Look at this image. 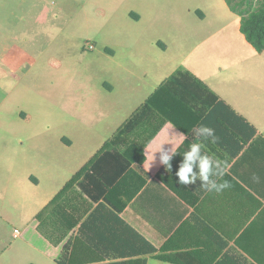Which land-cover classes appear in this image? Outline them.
<instances>
[{
    "label": "crops",
    "instance_id": "0c3cea01",
    "mask_svg": "<svg viewBox=\"0 0 264 264\" xmlns=\"http://www.w3.org/2000/svg\"><path fill=\"white\" fill-rule=\"evenodd\" d=\"M40 1L0 0V77L7 85L0 86V111L11 109L18 94L37 90L39 72L49 77L54 66L49 56L42 58L49 43L42 45L37 38L39 33L48 36L65 11L58 7L49 18ZM140 1L131 0L124 13L111 14L115 27L125 15L136 35L99 49L90 60L100 62L94 60L100 54L105 59H98L110 63L107 69L100 63L92 68L101 91H82L85 87L76 82L58 99L50 97L52 87L46 88L49 103H63L67 131L59 137L61 152H51L46 163L7 183L14 185L15 198L23 206V230L15 229L18 247L13 253L8 245L0 264H58L67 242V254L77 264L130 258H145L146 264H264V50L256 51L245 39L240 17L225 0H204L210 12L199 5L189 7L188 0ZM183 6L188 13L180 12ZM42 15L45 19L35 23L34 17ZM177 70L192 74L214 96L205 92V103L192 105L190 114L184 107L178 111L176 104L161 105V114L145 105ZM104 75L109 77L101 80ZM71 77L73 82L75 75ZM164 110L181 125L164 116ZM169 121L187 135L180 154L196 142L194 126L202 123L215 130L217 143L206 142L204 151L226 162L223 180L230 188L216 194L200 189V180L186 188L178 185L179 153L171 171L161 165L158 154L151 167L143 169L147 152L159 140L157 133ZM155 130L142 160L137 151L126 155L130 146L141 144ZM105 142V151L98 152ZM96 153L98 180L82 175L58 203L77 224L54 244L40 231L36 214ZM127 162L111 186V201L92 200L82 189L80 183L93 189L91 193L100 192L102 175L108 178V172ZM122 201L126 205L119 211ZM62 219L61 226L57 220L55 237L72 222ZM151 246L157 249L154 254L169 260L149 253Z\"/></svg>",
    "mask_w": 264,
    "mask_h": 264
},
{
    "label": "rangeland",
    "instance_id": "374dc122",
    "mask_svg": "<svg viewBox=\"0 0 264 264\" xmlns=\"http://www.w3.org/2000/svg\"><path fill=\"white\" fill-rule=\"evenodd\" d=\"M130 1H40V5L47 6L49 18L53 13H58V7L64 9L65 14L62 13L63 16L57 17L60 22L55 21L57 25L47 34L48 36L38 34L37 40L40 44L49 43L42 58L49 56L54 61V66L49 68L51 70L49 77L46 71L39 72L37 90L34 88L33 91L18 94L19 97L15 103L11 104V109L7 108L6 112L0 111V256L2 260L8 245H12L13 253L18 247L19 237L14 236L15 229L20 233L23 230L21 224L23 206L18 198H15L14 185L8 186L7 183L13 177L19 179L20 175L31 172L37 163H46L51 152L55 154L61 152L58 146L60 145L59 137L67 131L63 103L61 100H58L56 104L49 103L46 88L48 85L52 87L50 97L54 98L58 95V99L67 86L76 82H80L85 87L82 91H101L102 88L99 89L95 78L97 72H93L92 68L95 63H100L107 69L110 63L98 59L102 56L100 54L96 56L97 59H94L100 62L90 60L99 49L104 51L105 46H110L119 40H130L134 34L136 35L127 23L125 15L119 16L117 27L111 22L112 12L124 13L123 10ZM187 2L189 7L199 5L210 12L209 4L204 3V0H188ZM180 12L188 13L184 6ZM43 19H45L44 15L34 17L35 23H40ZM61 23L63 25L61 29H58L56 26H60ZM183 23H186L184 19ZM91 47L94 48L91 49ZM102 57L105 59L104 56ZM38 66H42V62ZM71 75H75L76 78L73 82ZM108 77L104 75L101 80ZM0 86L7 87L1 77Z\"/></svg>",
    "mask_w": 264,
    "mask_h": 264
},
{
    "label": "trees",
    "instance_id": "16d2710c",
    "mask_svg": "<svg viewBox=\"0 0 264 264\" xmlns=\"http://www.w3.org/2000/svg\"><path fill=\"white\" fill-rule=\"evenodd\" d=\"M230 10L236 13L240 17V32L244 35L245 39L255 48L256 51L261 52L264 50V0H225ZM205 92L212 97V92L207 89L206 85H204L200 80L195 78L192 74L186 71L177 70L174 72L169 78L164 80L153 93L146 100L147 106H152L157 110L160 114L163 112V109L160 106H168L175 107L179 105L180 110L181 107L188 109V113H192L193 108L192 105L199 103L200 100L205 103V98L207 97ZM176 104V105H174ZM207 104V103H206ZM178 111L176 114H178ZM164 116H169L171 120L176 122L178 126L181 125V122L178 119H175V116L171 117L170 111L164 110ZM149 135L141 144L132 145L126 151L127 154H131V151H137L139 155V160H142L143 148L146 142L155 134ZM107 148V142L104 143L102 148L98 152H104ZM98 153H96L88 162H86L79 170H77L71 178L66 181L63 187L57 192V194L36 214V219L39 221L38 227L42 234L50 240V242L54 244L60 243L64 236L77 224V219H73L69 213L63 214V208L59 203L63 195L68 191V189L73 186L77 180L84 175L86 178L90 175L92 178H96L98 180L97 175H95V160L98 158ZM128 163L119 165L115 173L108 172V178L105 175L103 187L100 188V192L91 193L93 190L86 189V186L80 183L82 189L85 193L90 196L92 200H97L100 197L103 200L111 201L109 196H112V193L115 187H111L115 180L123 173L125 170V166H128ZM91 170L92 173H88ZM101 178V177H100ZM97 190V188H96ZM118 191L114 194H117ZM120 196V195H118ZM105 198V199H104ZM58 204V206H57ZM126 205V201H122L121 205L117 208L119 211L122 210ZM69 218L72 220L65 229L62 230L61 235L55 237L56 232L58 230L57 220L59 226L62 225L63 219ZM69 242H67L62 249V252L56 261L58 264H77L72 260L71 256H68L69 250ZM72 251V250H71ZM157 251L156 248L151 246L149 248V253L154 254ZM154 256L158 259L169 260V257L160 254H154ZM175 261V259H174ZM112 264H146L145 258L138 259H127L123 261H118Z\"/></svg>",
    "mask_w": 264,
    "mask_h": 264
},
{
    "label": "clouds",
    "instance_id": "9594fccd",
    "mask_svg": "<svg viewBox=\"0 0 264 264\" xmlns=\"http://www.w3.org/2000/svg\"><path fill=\"white\" fill-rule=\"evenodd\" d=\"M192 131L196 142H192L180 154L179 148L187 139V135L177 131L175 125L170 121L167 122L157 133L159 140L155 142V147L150 148L147 152L143 169L147 168L148 170L156 161L158 154L161 165L167 171H171V161L179 153L182 156V160L179 162L178 169L175 172V176L178 177L176 183L186 188L200 180V189L207 193L220 194L231 186L227 180H223L227 171L226 162L204 151L206 142L217 143L218 137L215 134V130L201 123L194 126ZM165 145H170V147H165Z\"/></svg>",
    "mask_w": 264,
    "mask_h": 264
}]
</instances>
